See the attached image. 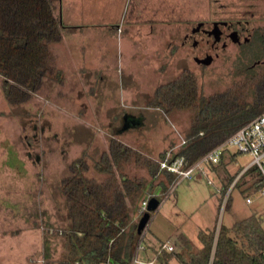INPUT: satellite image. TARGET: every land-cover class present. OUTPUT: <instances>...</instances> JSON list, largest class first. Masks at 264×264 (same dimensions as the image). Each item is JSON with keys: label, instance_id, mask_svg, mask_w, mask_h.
I'll return each mask as SVG.
<instances>
[{"label": "rangeland", "instance_id": "374dc122", "mask_svg": "<svg viewBox=\"0 0 264 264\" xmlns=\"http://www.w3.org/2000/svg\"><path fill=\"white\" fill-rule=\"evenodd\" d=\"M91 1L100 16L99 22H106L101 20L105 16L112 18L110 20L115 18L116 31L124 35V51L121 58L117 55L116 78L121 80V92L123 86H128L132 71L137 73L133 78L138 85L144 86L147 76L153 84L156 78L165 82L182 70H188L196 78L201 92L210 94L240 79L246 68L258 70L260 64L253 66L252 63L264 58V41L252 33L264 23V0ZM164 5L169 8L163 12ZM133 12L132 16L130 13ZM220 20L233 21L232 25L237 27H221L216 22ZM198 21H205L211 35L197 30L191 32ZM215 26L224 31L218 41L219 33ZM230 33L238 37L239 42L228 37ZM184 35L188 37L185 39ZM80 38L78 36L77 41ZM132 42L158 50V53H141L147 59L156 55V76H153L150 66L142 68L144 64L136 65V59H146L144 56H133L129 62L132 65L128 64L131 54L127 50ZM206 55H211L209 61L196 60ZM122 61L127 65L123 67ZM1 94L0 264H57L63 247L56 230L63 225L64 219L58 183L71 159L83 157L92 164L107 149L108 140L115 137L158 161L163 152L175 148L177 135L183 134L187 125L185 110L165 114L166 111L151 107L150 99L126 100L121 93L118 96L120 100L100 102L104 103V109L94 111L101 113L94 116L89 115V111L85 115L75 114L73 110L66 113L55 90L48 88H43L40 97L33 96L19 106L8 104ZM127 111L139 113L137 119L142 123L118 132ZM227 152L234 155L232 160L224 159L222 164L214 167L203 164L206 176L195 170L173 186L171 182L164 192L159 186L151 191L161 195L162 201L151 213L141 234L143 242L156 245L169 241L174 245L170 254L158 258V264H178L174 254L185 243L180 237L182 228L186 236H197L201 228L215 224L216 235L219 223L230 226L255 214L264 229V193L251 186L252 181L260 179L258 172L251 171L252 167L245 175L247 182L234 187L230 183L226 195L219 192L229 174L234 176L233 181L238 169L251 158L234 147L227 148ZM14 159H25L26 162L18 167ZM9 163L13 166H8ZM206 178L212 183L208 184ZM228 194L229 204L225 207ZM246 197H250L251 202H246ZM140 215L138 210L134 216L136 223ZM44 239L49 243L48 258L43 255ZM189 241L190 249H185L186 252L199 246L197 237Z\"/></svg>", "mask_w": 264, "mask_h": 264}, {"label": "trees", "instance_id": "16d2710c", "mask_svg": "<svg viewBox=\"0 0 264 264\" xmlns=\"http://www.w3.org/2000/svg\"><path fill=\"white\" fill-rule=\"evenodd\" d=\"M216 22L224 28L237 27L230 20ZM205 25V21H198L191 32L206 33ZM64 26L54 0H0V89L8 104L21 105L40 94L46 78L60 80L50 45L59 41ZM215 27L220 30V40L224 31ZM252 33L264 41V23ZM228 37L233 36L230 33ZM259 66L258 70L246 68L240 79L210 94L201 92L188 70L155 87L150 105L165 114L177 110L187 113V125L180 135L185 141L179 142L177 135L175 148L170 147L172 154L182 155L191 164L264 109V64ZM233 156L225 150L219 162L210 166ZM164 157L165 152L159 158ZM248 171L232 187L247 182ZM233 177L229 174L224 184L219 181L222 196ZM174 178V172L159 168L158 161L115 137L92 164L83 157L73 159L58 183L64 219L56 230L63 247L56 263L129 264L139 239L134 216L141 199L157 186L164 192ZM228 204L229 194L224 206ZM180 237L185 243L175 251L178 264H264V229L255 214L230 226L219 223L216 235L215 224L201 228L199 246L187 252L192 243L185 234L180 233ZM161 243L146 244L141 256L151 257ZM48 245L44 239V258L49 257ZM170 253L162 250L157 258Z\"/></svg>", "mask_w": 264, "mask_h": 264}, {"label": "crops", "instance_id": "0c3cea01", "mask_svg": "<svg viewBox=\"0 0 264 264\" xmlns=\"http://www.w3.org/2000/svg\"><path fill=\"white\" fill-rule=\"evenodd\" d=\"M91 2V0H54L56 12L65 24L62 28L59 41L50 45L55 67L60 73V80L55 81L51 78H46L43 88L55 90L59 103L66 113H70V111L73 110L75 114L78 115H85L88 111L89 115H100L101 113L94 112L99 109H104V103L100 104V102L118 100L120 93L126 100L151 99L155 87L162 83L161 80L158 81L156 78L152 84V80L150 78L148 79L147 76L143 83L145 87L139 86L134 80L137 73L133 71L130 74L132 77L129 80L128 86H123L122 92L119 91L121 80L116 78L117 61L119 59H117V55H120L121 58L124 47L122 44V37H124V35L116 31L114 25L115 18L110 20L112 18L105 16L101 20L106 22L100 23V16L96 12L97 9H93ZM152 30L151 26L150 31ZM78 36L81 38L77 41L76 38ZM143 51L146 53H158V50H155L152 46L132 42L127 50V53L129 52L131 54L129 56L130 58H128V64L132 65V63L129 62L133 56H144L146 59L143 57L140 60L138 58L136 59V65L142 66L144 64L142 68L150 66L153 76H156V67H154L156 65V55H154L153 58L147 59L145 55L141 54ZM144 60L146 62H144ZM123 62L124 61H122L124 67L127 63ZM148 84L150 85L147 86ZM40 94H34L33 96L40 97ZM33 96L29 98L28 101H30ZM83 103L84 106H82ZM151 107L159 110L156 106L151 105ZM132 112L133 111H127L123 114L121 127L117 130L118 132H125L128 128L134 126L131 124L127 125L125 121L127 117H140L139 113ZM141 123L142 121H140V124ZM24 160L25 159H14L18 167H20L22 162H26ZM72 160L73 159H71L69 163ZM8 166L11 167L13 164L9 163ZM181 232L186 233L183 228ZM187 236L189 240H193V238L197 237L196 235ZM192 242L196 243L197 241Z\"/></svg>", "mask_w": 264, "mask_h": 264}, {"label": "built area", "instance_id": "2783aa9c", "mask_svg": "<svg viewBox=\"0 0 264 264\" xmlns=\"http://www.w3.org/2000/svg\"><path fill=\"white\" fill-rule=\"evenodd\" d=\"M184 141L185 139L180 137L179 142L182 143ZM229 147H234L238 152L247 153L251 157L248 163L239 168V172L237 173L236 178H234V180L231 182L230 186L232 187L235 180L244 171H247L252 167L253 170L258 172L260 175V179L252 181L253 187H255V190L259 191L260 193H264V109L254 118L237 128L222 142L215 145L213 148L203 154L195 162L188 164L182 155L172 154L171 150L169 149L166 151L165 157L158 160L159 167L165 168L175 173V178L172 181L173 186L174 183H177L179 179L189 177L191 174H193V172H195V170L200 171L202 174H204V176H206V171L203 164H217L221 155ZM206 182L211 184L212 180L206 178ZM229 187L226 191H228ZM153 195L159 194L146 193L141 199L138 209L140 214L146 210L148 199ZM245 200L246 202H251L250 197H246ZM173 248V243L169 241H163L151 257H142L141 252L144 251L145 244L141 235L132 252L129 264H158V253L162 250L171 251Z\"/></svg>", "mask_w": 264, "mask_h": 264}, {"label": "water", "instance_id": "95a60500", "mask_svg": "<svg viewBox=\"0 0 264 264\" xmlns=\"http://www.w3.org/2000/svg\"><path fill=\"white\" fill-rule=\"evenodd\" d=\"M211 59V55H206L205 57L201 58V59H196L197 61H202V62H207ZM127 125L131 124V125H139L140 124V120L134 117H127L125 119ZM162 199L160 195H153L148 199L147 202V208L145 211H143V213L140 215L137 223H136V229H135V235L136 236H140L143 233V230L148 222V220L151 217V213L156 210V208L158 207V205L161 203Z\"/></svg>", "mask_w": 264, "mask_h": 264}, {"label": "flooded vegetation", "instance_id": "af4514ba", "mask_svg": "<svg viewBox=\"0 0 264 264\" xmlns=\"http://www.w3.org/2000/svg\"><path fill=\"white\" fill-rule=\"evenodd\" d=\"M208 29H206V31H207ZM200 31V30H199ZM220 30H218V33L220 34V32H219ZM205 32V31H204ZM203 32V33H204ZM233 32V31H232ZM210 33H212L211 31H210ZM210 33H208V31L206 32V35L208 34H210ZM219 34H218V37L216 38V41H218V38H219ZM188 36L187 35H184V38L186 39ZM215 37H216V34H215ZM236 36L234 35V37H232L233 39H236L235 40V42H239V38L238 37H236ZM207 41H208V38L206 39ZM263 65L264 64V58L263 59H256V60H254L253 61V63H252V65L254 66V65ZM251 65V66H252Z\"/></svg>", "mask_w": 264, "mask_h": 264}]
</instances>
